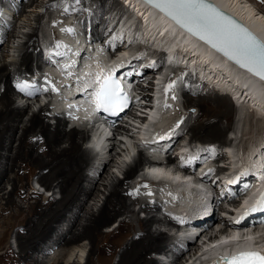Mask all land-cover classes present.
<instances>
[{
  "label": "bare ground",
  "instance_id": "6f19581e",
  "mask_svg": "<svg viewBox=\"0 0 264 264\" xmlns=\"http://www.w3.org/2000/svg\"><path fill=\"white\" fill-rule=\"evenodd\" d=\"M21 1H26L24 6L22 5L23 7L21 6V8H19L17 5L16 7H10V10L13 11L12 18L14 20L19 13L24 14L26 12V6L35 5L39 2V0ZM68 1H70L68 11L73 13L84 12L87 14L88 11L92 13L95 10H100L102 14L108 15L109 12L115 14V12L120 13L122 10L125 11L118 0ZM126 1L134 5L136 7V12L141 14L142 17L136 19L138 20L136 21L129 16H126V18L123 16L124 19L120 21L121 23L124 21L128 23V28H130L129 26L131 24L134 26L138 24L145 26L146 29L151 30V33H154L153 38L155 39V45L161 47L160 42L162 40L163 47L167 46L170 50V54H172L173 50L180 47L182 51L189 49L192 53L191 56L194 55L193 57L189 55L186 60V62L188 61L191 63L194 73H189L187 69L181 71L182 80L184 81L182 98H184V105L187 108H197L198 111L196 115H193V121H188L186 118L184 123L178 126L175 119L174 123L171 125V119H168V117L164 118V115L168 112V104L165 103L164 113L160 111L162 118L160 122H158V124L160 123L164 126V130L160 133L156 131L157 124H149L153 118V113L151 112L149 117H146L147 119L143 117L142 121H140L137 117H133L131 120L147 128L154 127L155 132L153 133H147L148 131L146 132L145 128L138 127L142 130L141 137H147L150 134L153 138L158 136L160 140L163 141V139H166L167 142L172 137H175V140L181 136L185 137V135H191V140L195 142L216 141V143H218L217 145L222 147L217 149L212 146L214 143L210 142L211 144L208 145L210 148L207 147L203 149L195 146L197 147L196 150L190 155L191 159L194 158L196 160L197 165L199 158L202 159L211 152V150L214 152V154L210 156L213 162L210 163L208 160L204 162L209 163L207 168L211 170L205 168L203 173L206 179L209 178V180L213 181L225 170L218 166V163L224 159L223 146L231 142V140L227 138L228 131H234L235 129V120L232 130H228L230 127L224 125V120L233 119L234 114L236 115L239 113L238 115L242 122L243 118L240 113H242L243 108L246 109L244 106L248 105L246 103L247 100L249 102H257L254 106L248 103L253 108L256 107L257 110L264 112V82L231 64L229 62L231 60L228 61L227 59L229 58H224V54L218 51V49L200 39L193 32H190L163 10H158L156 6L154 7V3H149L148 0ZM211 1L221 9L240 19L264 41L263 12L246 0ZM51 2H58V0H52ZM2 7L6 8L4 4ZM0 12H2V10ZM4 14H7V12H3L2 16L0 14V37H6L4 40L11 43L12 39L16 40L15 38H17V35L16 31H14L15 29L11 30L9 28L13 19L11 21L8 20V23L2 22ZM126 14L130 15L129 11ZM17 17L19 18V15ZM41 19L42 16L38 15L33 20L39 24L42 22ZM86 19L82 20L85 22ZM3 20L6 21L5 19ZM115 20L112 24L110 23L111 25L109 24L110 26L114 25L108 31L106 37L114 35L117 25L119 24V22ZM107 22L108 19L105 20L102 16L98 25H91V34L93 38H85L81 41L82 33L79 32L80 27H71L68 29L72 31H68L67 29L66 34L63 32L61 36V33L60 36H58L59 38L57 37V42L55 41L52 44L54 47L52 50L54 51L55 49L54 54H56L59 60H56L54 57L51 58L59 65V68L57 72H54L55 68L51 69L52 72L50 74L46 73V77L53 79L51 87L54 85L57 89V91H53L55 104L58 109H67L71 113L75 112L74 115L78 120L94 118L95 109L92 106L91 87L97 84L98 74L99 78H103L109 74L116 75L118 73L128 77V75L133 74L134 71L135 75H137V71L141 70L144 72L141 79L148 84L147 88L142 89L144 91L143 100L149 103L153 98L152 94L155 88V78L153 72L146 70L147 64H145V59L143 60L145 56L144 53H142L143 57L137 58V53L133 52L130 48L133 47L134 40V42H124L122 44L123 53L113 58L109 54L111 53L109 46L104 43L103 30L107 28ZM77 24L80 23L77 21ZM126 31L125 29V33ZM11 32L12 34L14 32V35L10 34ZM157 33L159 34L156 36ZM70 36L72 38H70ZM36 38L37 33L33 31L29 35L28 42L22 51L20 61L21 67L17 68L15 72L22 77H26L34 70V66L37 65V61L39 60V55L42 61V48ZM49 43L46 45L45 43L43 44L47 52L50 50L47 49ZM9 47V44L5 46L2 45L0 41V87L3 85L4 88L0 90V245L4 242H7L8 245L9 242L7 238L10 232L14 227L19 226L18 242L21 251L19 255H14L10 250L11 246L8 247L6 254L0 257V264H44V260L38 259L36 255L43 250L44 245L47 246L46 244L48 242H50V244L52 243L50 250L52 248L56 250V252L58 251V254L52 260L53 264H67L63 259L68 255L67 251H69V248L72 249V245L77 244L83 238H88L94 243L96 252L100 256L99 264H108V255L114 253L116 247L122 248L123 250L118 264H167L168 262L162 263V259L157 260L153 255L162 251L166 254L168 252V247H170L169 245L173 244L169 238L170 234L163 231L161 226L167 224L168 226L181 227L182 223L175 221L173 216L169 213L165 214L161 208L162 206L158 203H142V211L148 214L145 219L139 218L138 213L131 208L139 199L129 191L126 186L135 176L137 167L142 162V155H140L139 159L136 161V166L127 164L121 168V162H119L121 155L117 148L121 149L120 146L122 141L118 144L116 139L119 135H114L111 139L105 141V144L109 142L110 146L107 152L104 150L103 154L106 152L104 157L99 159L96 163H93L89 154L83 150V146L80 143L82 140L79 142V136L80 139L83 137L86 138L85 140L88 139L86 132L76 128L70 131L66 130V120H58L56 126H51L47 121V115L44 110L47 104L44 108H40L39 111L33 113L28 123H24L23 119L27 111L31 108V104L25 107L15 106L17 103L13 97V93L18 90L15 88L16 86H12L14 77L10 65L6 60H3L1 63V60L5 57L4 55L9 52ZM146 47L144 48L149 49V47ZM133 49H135V47H133ZM140 49H142V47ZM67 53H70L69 59L66 58ZM183 54L181 55L182 57ZM181 61L182 59H180V63ZM134 62L139 63L140 66L133 67ZM45 63V66L50 65L49 62ZM159 64L160 63H158V65ZM48 67H46V69ZM195 71L199 72L201 78L196 76ZM201 79H207L211 85L222 88V90L227 89L234 96L235 100L240 103V110H237L233 106L234 102L233 104L231 103L233 100L230 96L220 94L215 89H211L210 86L202 82ZM129 80L131 81L132 79ZM33 84H36V82L33 81ZM200 84H202L204 88L207 86L211 90L206 92L200 91V88H198ZM139 86H141V84H139ZM39 89H41V87ZM48 93L49 92L45 94ZM254 97H256L255 100ZM171 99L174 101V97H171L169 101H172ZM37 103L40 106L39 101H37ZM230 104L233 106L232 109L229 107ZM47 106L49 107V105ZM260 111H256L255 114H258ZM129 113L133 116L136 115L132 112ZM159 115L160 113H158V116ZM180 117L181 116H178L179 119ZM240 126L241 125H239L237 129L238 133L242 134ZM117 132L129 133L130 129L128 127H117ZM17 133L20 134L18 135ZM127 136L129 135L127 134ZM125 138L127 139V137ZM137 138L138 136L136 139ZM237 141H239L238 138H236L233 150L230 151L232 155V169L241 164L240 160L236 161V157L238 156V151L236 152ZM128 143L134 146L133 140L127 139V144ZM94 144L97 145V143ZM167 147L170 148V146ZM104 148L105 147L102 149ZM164 149L167 150V148ZM249 149H246L245 154L243 153L245 160L243 161L241 158L243 167L240 166L238 172L229 176L231 177L230 180L236 179V183L231 184V188L234 189V191L240 189V187L236 186L239 182H241L243 186L248 185L251 182L248 180L249 174H258L261 165L264 163V141L257 142L252 147H249ZM127 160H129V158ZM167 162L174 163L173 158L168 157ZM202 166L203 164L197 168ZM114 168L120 173H125L124 179L120 178L117 173L115 174V171H113ZM24 169H30L36 172L44 171V174L38 179L39 183L46 187H52L53 183H56L54 189H59L63 195L62 199L60 201H56L52 198L42 199L41 195L36 191H32V193L28 195L27 188L30 182H27V178L23 174ZM93 169H95V171ZM157 171L159 172L157 173L159 176L161 175L170 182V185H163L158 187V189L167 191L166 194L161 195V198L169 199L170 203L168 207L171 206V208H173L171 211L179 212L187 209L195 211L196 209H200L206 197L198 190V187L205 186L204 184L198 182L194 178L183 177L180 173L169 170L167 166L166 170L163 168ZM91 172H94V175L95 172L97 174L92 178L89 175ZM208 172L216 175V177L211 178L213 176H211V174L209 175ZM260 175L261 173L258 174V176ZM5 179L7 180V184H12L13 186L12 191L9 193H5V185H2ZM24 181L26 182L24 183ZM99 182L101 184L98 185ZM217 182H220V180L218 179ZM100 185L105 186L104 189L109 190L110 193L106 196L105 201L99 209L95 208V210L94 207L87 208L81 218V210L83 208L85 209L87 200H90L92 196L95 198L100 197V194L97 192V190H100ZM255 192L256 188L251 187L244 195H249L251 198ZM15 196L19 197L22 203L27 205V209H24L22 205L17 203ZM32 200L35 201L33 202ZM249 201L250 199L239 210V215L244 212ZM74 210L75 212L73 213ZM204 211L205 213H210V219L205 222V228L201 235L205 234L207 236L213 231V226L210 227L212 220H216L217 224L227 223L230 226H234V224L227 222V220L223 218V213H226V215H234L233 211L228 209L224 203L218 207H213L211 204L210 207ZM160 212L164 214V218L155 214ZM121 214H124L126 217L120 222L116 238L110 239L111 235L105 233L104 228H110V224ZM134 217L135 221H133V219L131 221L130 218ZM189 219L192 221L195 220V218H189L188 216L187 220ZM63 222H67L66 231H64L65 228L59 230ZM56 223L60 224L57 225ZM157 225L159 228L153 230L154 226ZM190 230L193 231L191 228ZM242 232V229H238L234 233L241 234ZM189 236L187 232L186 234H181L179 238L183 237L182 241L186 242L185 239H189ZM53 237H55V239H53ZM127 240L129 241L127 242ZM255 242L256 239L254 236L243 235L241 240L238 239L237 246L240 248L256 247L257 243ZM231 246L232 245H229V247ZM176 247H178V245ZM199 248V244L193 242L188 249H181L175 258H172L171 262L168 264H185L188 261L186 259V254H188L189 257L195 256ZM212 253H208L207 256ZM70 254L71 252H69V255ZM5 257L10 259L9 262L5 263ZM183 259H185V262H183ZM208 261L209 258L206 262L208 263ZM76 263L75 260L72 262V264ZM86 264L96 263L91 259Z\"/></svg>",
  "mask_w": 264,
  "mask_h": 264
},
{
  "label": "rangeland",
  "instance_id": "374dc122",
  "mask_svg": "<svg viewBox=\"0 0 264 264\" xmlns=\"http://www.w3.org/2000/svg\"><path fill=\"white\" fill-rule=\"evenodd\" d=\"M51 1L52 0H39V2L36 3L35 5L26 6V12L24 14L19 13L18 14L19 18L17 17L18 16L17 15L16 16L17 18L15 17V20L12 18V12L13 11L10 10V7H13V6L16 7V5H17V6H19V8H21L22 5L24 6V3L26 1H24V2H22L21 0H2V1H0V8L4 4L6 6V8H1V9H3V12H7V14H4V18H3L6 21L2 20V22L8 23L9 19H10V21L13 19L9 28L11 30L15 29L14 31H16V35H17V38H15L16 40L12 39L11 43H8V41L4 40L6 37L5 38L0 37L2 45H5V46H7L8 44L10 45L9 52H8L10 55L8 53L5 54L4 55L5 57L3 56L4 58L1 60V63L3 60H6V62L10 65V69H11V72H12L13 77H14V79L12 81L13 87H15L18 82L25 81V80L30 82L31 84H33V80L36 79V86L39 88L41 87L42 91H44V89H47L46 91H48L49 87L52 84L53 79H49L48 77H46L47 74H50L52 72V70H51L52 68L48 67V66H44L43 62L40 59V55H39V60L37 61V65L34 66V70L31 73H29L26 77H22V76L18 75V73H15L17 71V68L21 67L20 61H21V57H22V51H23L26 43L28 42L29 35L33 31H36V33H37L36 39H38L39 43L42 45L46 41L45 42V45H46L49 42H51V43H54L55 41L57 42V40H58L57 37L60 36L61 33H62L61 34V36H62L63 32L66 34V30L68 28L80 27L81 29H83V33L81 34L82 35L81 41H83L85 38H92L93 37L92 34H91L92 37H88L87 31L85 29H89V26L91 27V25L93 26L94 24L98 25V22L100 21L102 16L105 20L108 19L107 23L109 25L110 23L112 24L115 19L120 18L118 21V22H120L122 19H124L123 14L127 13L126 11H123V10L120 11V13L115 12V14L109 12L108 15L102 14V12L100 10H95V11L93 10L94 12H92V13L88 11L87 14L84 12L73 13V12L68 11L69 7H70V1H68V0H58V2H51ZM246 1H248L250 4L255 6V8H257L258 10H260L261 12L264 13V0H246ZM65 9H67V10H65ZM117 13H118V15H117ZM38 15L42 16V19H41L42 22H40L39 24H37V22H35L33 20ZM87 15H88V17L86 19ZM120 15H121V17H120ZM113 16H114V18H112ZM82 19H84V20L86 19V21L84 22V20H82ZM29 20H31V21H29ZM16 21H17V23H16ZM77 21L80 24H77ZM115 21H117V20H115ZM136 21H138V20H136ZM31 24H32V26H31ZM109 26H107V28L105 29V32H104L105 35L108 34ZM139 26H140L139 24L137 26H135L136 27L135 29L137 30V28ZM81 29H80V32H81ZM135 29L134 28L131 29L132 31L130 30V34L134 33L136 31ZM0 33H1V31H0ZM10 34H12V32ZM12 35H14V32ZM70 38H72V37L70 36ZM2 40H3V43H2ZM141 41L144 42L143 40H141ZM141 41L139 39L135 40L136 44L133 46V47H135V49H133V47H130L133 52H135V50H138V52H137L138 56L141 55L142 53H144L146 55V54H148L147 52L149 51V49L145 46V43H141ZM143 46L146 47L147 49H145ZM141 47H142V49H140ZM6 55H9V56H6ZM0 56H1V54H0ZM66 56H67L66 58L69 59L70 53H67ZM41 58H42V56H41ZM46 67H48L47 68L48 72H46L47 74L44 76L43 69L44 68L46 69ZM181 71L177 72V75H179V77L181 79L178 82V85L179 84L180 85H179V87L175 88L174 91H172V93H171V95H173L174 98L177 99V102L174 105V107L171 106V108H169V110H168L169 113L166 115L168 117V119H171L170 120V122H172L171 125L174 123L175 119H176V121L179 119L178 116H181L183 111L188 110L189 113L186 117L188 119V121L189 120L193 121V119H194L193 115H196L198 112L197 108H193V107L187 108L184 105V98H182V88H183V82L184 81L182 80ZM173 80L174 79L171 77L168 79L167 83L171 84V82ZM57 82H58V79H57ZM1 86L2 87H0V90H3L4 89L3 85H1ZM199 86H198V88H200V91L206 92V91L211 90L207 86H205L206 88H204L202 84H200ZM15 88H17V87H15ZM17 90H18L17 92L15 91L13 93V95H14L13 97L15 98L16 103H17L15 106L16 107H18V106L19 107H23V106L25 107V106H28V104H31V108L27 111V113L25 114V117L23 119L24 123L25 122L28 123L30 118L32 117L33 113H36L37 111H39L40 108H44V106H41V105L39 106V104L37 103L36 100H32L31 102L26 101L25 99L21 98L20 90L18 88H17ZM231 103L233 104V101H231ZM232 104L229 105L230 109H232L233 106L235 107V104H233V106H232ZM244 107H246V109L243 108L242 113H240L241 115L242 114L245 115V118L243 119L242 122L240 121V117L238 115L239 113H237L236 115L234 114L233 119L230 118L228 120H224V125L226 127H228V126L230 127V128H228V130L233 129L232 127L234 126V120H235V127H234L235 129H234V131H230V133H234L235 130L237 129V127L239 125H241L240 130L242 132V136H241L240 140L238 138L239 143H237L236 149L238 150L239 157L242 158L243 161L245 160V158L243 157V153L245 154L246 149H249V147H252L254 144H256L259 141H264V119H262V118H264V112L257 110L256 107L253 108L252 106H250V104H248L247 106H244ZM44 110H45V114L47 115L46 116L47 121L53 127L56 126L58 120H62V121L65 120L62 116L57 117L56 115L50 114L49 113L50 108L47 105L45 106ZM256 111H260V112L258 114H255ZM235 113H236V111H235ZM66 124H67L66 130H68V131L76 128V129H80V130H83L84 132H86L84 130V128H80L78 126L70 128L67 121H66ZM131 128H132V126H131ZM17 134L19 135L20 133H17ZM86 135H88L87 132H86ZM184 138H185V140L188 139L189 142L191 141V144L194 142L195 144H197L198 147L203 148V149H205L207 147L210 148L208 145L211 144L212 142L214 143V144H212V146H214L215 148L219 149L220 147H222V146H218L217 145L218 143H216V141H210L211 143L210 142L192 141L191 135H185ZM85 139L86 138H84V137L80 139V136H79V142L81 140L83 142ZM127 139H129V138H127ZM127 139L124 138L125 141H127ZM120 141L121 140L119 139V137H117L116 142L118 144H120ZM82 142H80V143L83 146ZM254 142H256V143H254ZM121 146L124 147L125 143L122 142ZM83 150L89 154V156L92 159V162L96 163L95 161H93V156L88 151H86L84 149V147H83ZM117 150L120 152L121 156L123 154H125V151L123 149L117 148ZM212 154H214V152L211 150V152L208 153L209 157L212 156ZM209 161L211 163V162H213V159L209 160ZM119 162H121L120 166H121V168H123L122 167V160H119ZM208 165H209V163H206L205 166H208ZM240 166L243 167V163L240 164ZM244 166H245V164H244ZM93 170L95 171V169H93ZM113 171H115V174L117 173L118 175L125 177V175H124L125 173L118 172V170L116 168H114ZM93 173L94 172L89 173L90 177H92V178L97 174L96 172H95V175ZM23 174L26 176L27 182H30V185L27 188V194L28 195L31 194L32 191H36L41 195L42 199L43 198H48V199L52 198V199H55L56 201H60L62 199L63 195L59 191V189H54V187L56 186V183H53L52 187H46V186L42 185L41 183H39L38 179L44 174V171L36 172V171H32L30 169H24ZM211 175L214 176V174H211ZM122 179H124V178H122ZM6 181L7 180L5 179V181L3 182L4 184H2V185L3 186L5 185V189H6L5 193H9L12 191L13 186H12V184H7ZM25 182L26 181H24V183ZM99 184H101V183L99 182L98 185ZM127 184L128 185L126 186V188L128 187L127 189L129 191H131L139 199V201L137 203H135L134 205L131 206V208L138 213L139 218L145 219L148 216V214L146 212H143L141 209L142 203H150V204H157L158 203L162 206V203L157 202L155 200L156 197H154L150 194V191H149V188H151L150 184L147 185L145 183L143 184V182L140 183L139 181H133V180ZM99 187H100V190H97V192L100 194V197L95 198L92 196L90 198V200L89 199L87 200V202L85 204V209L83 208L81 210V218L84 215V212L87 208L94 207V209L95 208L99 209L102 206L103 202L105 201L106 196L110 193L109 190L104 189L105 186L100 185ZM168 192H171V191H168ZM145 194H149V195H145ZM15 199H16L18 204L22 205L24 207V209H27V205L22 203V201L19 197L15 196ZM0 202H1V199H0ZM166 209L171 210L173 208H171V206L168 207V205H167ZM74 212H75V210L73 211V213ZM164 212H165V214H168V212H166V211H164ZM155 214L164 218V216H163L164 214H162V212L155 213ZM224 214H226V213H224ZM229 216H231V214L227 215V217H229ZM125 217L126 216L124 214H121L120 216L117 217V219L115 221L112 222L113 224L112 223L110 224L111 225L110 228L109 227L104 228V232L111 235L110 239H114V237L116 238V235L118 234V230L120 227V222ZM130 219H131V221H132V219H133V221H135L134 220L135 217L130 218ZM56 224L58 225L60 223H56ZM62 224L63 225L60 227L59 230H63L65 228L64 231H66L67 230V222H63ZM110 225H108V226H110ZM211 226H213V230L218 226L216 220H214V221L212 220L210 227ZM170 227H174V226H168L167 224H165V225L161 226V229L163 231L167 232L168 234H170ZM156 228H159V226L158 225L154 226L153 230H155ZM19 229H20L19 226H16L12 229V231L10 232V234L7 238L8 242H9L8 245H7V242L1 243V245H0V257L6 254V251L8 250V247H10V246H11L10 250L14 255L20 254V251H21L20 248L21 247H20L19 242H18ZM169 236H170L169 238L172 241V235H169ZM174 238L175 237H173V239ZM53 239H55V237H53ZM128 241L129 240H127V242ZM199 242H200V240L194 241V243H196V244H199ZM5 244H6V246H5ZM51 244H50V242H48L46 245L49 247L44 245V248H43L44 251L42 250L43 252L40 251L36 255V257H38V259L44 260V264H53L52 260L58 254V251L56 252V250H54L52 248L50 250ZM47 249H49V250H47ZM74 250H75V252H74ZM69 252H71V254H70L71 256L69 255ZM122 252H123L122 248L116 247L114 253H111L110 255H108V258H109L108 264H118L120 259H121ZM67 253L69 256L67 255L66 256L67 258L66 257L63 258L64 261L67 262V264H70V263L72 264V262L74 260H75V262H77L76 264H86L91 259L96 264H99V262H100V258H99L100 256L96 252L95 245L88 238H83L77 244L72 245V249L69 248V251H67ZM188 257H189L188 254H186V258H188ZM9 260L10 259L5 257V263L9 262ZM157 260H159V258H157ZM171 260H172V258L170 257V255H165L163 262L169 263V262H171ZM183 262H185V259H183Z\"/></svg>",
  "mask_w": 264,
  "mask_h": 264
},
{
  "label": "snow or ice",
  "instance_id": "6c2138e0",
  "mask_svg": "<svg viewBox=\"0 0 264 264\" xmlns=\"http://www.w3.org/2000/svg\"><path fill=\"white\" fill-rule=\"evenodd\" d=\"M148 2L154 3L183 27L223 52L241 67L264 79V41L226 16L208 0H148ZM98 83L99 90L94 93L93 101L96 109L114 115L122 112L129 101L120 83L111 74L103 78H99L98 74ZM16 87L28 95L33 94L29 91L32 86L26 80L18 82ZM168 87L171 88L172 84ZM52 90L57 91L54 85ZM261 179L264 180V175ZM228 183H236V179L229 180ZM248 211H264V193ZM229 264H264V254L257 251L242 252L232 257Z\"/></svg>",
  "mask_w": 264,
  "mask_h": 264
},
{
  "label": "water",
  "instance_id": "95a60500",
  "mask_svg": "<svg viewBox=\"0 0 264 264\" xmlns=\"http://www.w3.org/2000/svg\"><path fill=\"white\" fill-rule=\"evenodd\" d=\"M208 2L209 3H211V4H213L218 10H220V11H222L226 16H229V17H231L233 20H235V22L237 23V24H239L240 26H242L243 28H245V29H247L249 32H251L253 35H255L256 37H258L260 40H262L261 39V37H259L255 32H253L250 28H248V26L245 24V23H243L240 19H238V18H236L235 16H233L232 14H230V13H228V12H226L225 10H223V9H221L219 6H217L213 1H211V0H208ZM154 7H155V4H154ZM156 8H158V7H156ZM158 10H161L160 8H158ZM263 41V40H262ZM219 51V50H218ZM221 52V51H220ZM222 54H224L223 52H221ZM226 56V57H225ZM223 57L224 58H229L227 55H223ZM228 61L229 60H231V61H229L231 64H233L234 66H237L240 70H244V71H246V72H248L250 75H252V76H255V78L256 79H258V80H260V81H262V82H264V79H261L259 76H257V75H255L253 72H251V71H249L248 69H246V68H243V67H241L238 63H236L234 60H232V59H227ZM240 66V67H239ZM241 68H243V69H241ZM178 123H181V121L180 122H178Z\"/></svg>",
  "mask_w": 264,
  "mask_h": 264
}]
</instances>
